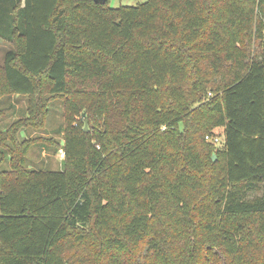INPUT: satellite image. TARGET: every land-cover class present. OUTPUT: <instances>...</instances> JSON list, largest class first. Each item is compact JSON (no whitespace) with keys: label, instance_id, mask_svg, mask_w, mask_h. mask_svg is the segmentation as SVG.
<instances>
[{"label":"trees","instance_id":"trees-1","mask_svg":"<svg viewBox=\"0 0 264 264\" xmlns=\"http://www.w3.org/2000/svg\"><path fill=\"white\" fill-rule=\"evenodd\" d=\"M108 1L0 0V99L28 100L0 130V264H264V0ZM59 97L62 168L27 170Z\"/></svg>","mask_w":264,"mask_h":264},{"label":"rangeland","instance_id":"rangeland-1","mask_svg":"<svg viewBox=\"0 0 264 264\" xmlns=\"http://www.w3.org/2000/svg\"><path fill=\"white\" fill-rule=\"evenodd\" d=\"M145 0H109L108 5L112 8L124 6H136ZM246 44L248 40L245 41ZM10 47L0 40V66H2L4 54L9 51ZM47 95H45V98ZM0 107L3 110V117L0 119V130L5 132L14 122L26 118L28 100L25 96H7L0 99ZM0 108V109H1ZM45 116L43 117V125L41 129H26L20 132V140H26L30 143L25 155V167L27 170L36 171H59L62 168L64 160L60 158V150H62V140L65 134L66 120L65 107L62 98L49 100L45 106ZM82 117H77L72 126L80 128L82 124H78ZM89 128L88 122H84L83 131ZM205 142L212 144L215 148H220L223 142V129L215 128L211 133L205 136ZM57 144V145H56ZM63 151V150H62ZM214 158H216L214 156ZM7 162L0 167L1 171L8 170Z\"/></svg>","mask_w":264,"mask_h":264},{"label":"water","instance_id":"water-1","mask_svg":"<svg viewBox=\"0 0 264 264\" xmlns=\"http://www.w3.org/2000/svg\"><path fill=\"white\" fill-rule=\"evenodd\" d=\"M93 2L96 5H104L107 2V0H93ZM84 116H85V114H82V118H84ZM84 132H87L86 123H85Z\"/></svg>","mask_w":264,"mask_h":264},{"label":"built area","instance_id":"built-area-1","mask_svg":"<svg viewBox=\"0 0 264 264\" xmlns=\"http://www.w3.org/2000/svg\"><path fill=\"white\" fill-rule=\"evenodd\" d=\"M59 153H60V155H59V156H60V158H61V159H63V158H64V152H63L62 150H60V152H59Z\"/></svg>","mask_w":264,"mask_h":264}]
</instances>
